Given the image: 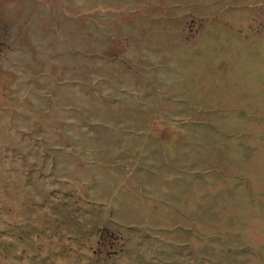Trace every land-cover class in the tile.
<instances>
[{
	"label": "rangeland",
	"instance_id": "1",
	"mask_svg": "<svg viewBox=\"0 0 264 264\" xmlns=\"http://www.w3.org/2000/svg\"><path fill=\"white\" fill-rule=\"evenodd\" d=\"M0 264H264V0H0Z\"/></svg>",
	"mask_w": 264,
	"mask_h": 264
}]
</instances>
